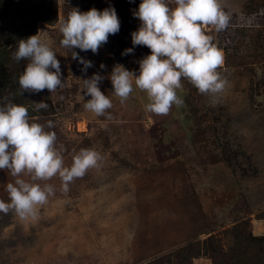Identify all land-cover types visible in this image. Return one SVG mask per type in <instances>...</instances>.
Returning a JSON list of instances; mask_svg holds the SVG:
<instances>
[{
    "label": "rangeland",
    "instance_id": "rangeland-1",
    "mask_svg": "<svg viewBox=\"0 0 264 264\" xmlns=\"http://www.w3.org/2000/svg\"><path fill=\"white\" fill-rule=\"evenodd\" d=\"M106 1L114 2L119 21L126 17L128 31L110 34L97 53L73 48L92 62L82 71L80 61L60 45V22L74 9L103 11ZM141 2L57 0V21L37 25L35 35L60 62L64 87L42 90L55 113L29 120L53 123L45 131L55 132L57 148L63 145L65 166L84 149L101 159L66 194L58 176L36 181L53 185L55 194L35 218L10 211L9 222L0 225V264H212L202 248L199 256H189L196 241L211 237L217 243L221 237L223 251L230 252L237 244L231 231L241 222L244 234L263 236L264 0H220L230 23L206 33L223 52L218 71L226 87L201 94L182 79L178 94L184 104L167 115L146 111V93L135 86L124 103L112 92L114 66L138 75L139 61L151 52L132 44L131 34L141 26L134 15ZM128 48L133 52L122 55ZM94 73L103 77L98 87L112 100L111 119L84 109L91 97L82 99V80ZM14 181L0 169V200L9 202L6 189ZM259 245L264 264V244Z\"/></svg>",
    "mask_w": 264,
    "mask_h": 264
},
{
    "label": "clouds",
    "instance_id": "clouds-1",
    "mask_svg": "<svg viewBox=\"0 0 264 264\" xmlns=\"http://www.w3.org/2000/svg\"><path fill=\"white\" fill-rule=\"evenodd\" d=\"M134 15L141 26L131 34L132 44L146 46L151 52L139 61L138 75L122 65L114 66L110 76L112 92L121 103L130 97L135 86L146 93V111L167 115L173 106L179 108L184 104L178 94L183 88L182 79L201 94L215 95L225 89L227 82L218 71L224 64L223 52L213 43V36L206 33L209 27L223 31L230 23L220 0H142ZM119 30L120 21L114 8L103 11L92 8L87 12L74 9L60 22V45L70 50L72 58L78 59L84 66L82 71H86L92 62L72 49L97 53L109 35ZM132 52L133 48H128L122 55ZM13 59L29 61L19 77L21 93L44 89L55 92L64 87L56 53L38 35L20 40ZM102 79L94 73L82 80V99L91 97L83 106L86 111L97 116L107 114L111 119L108 110L113 107L112 100L98 87ZM47 107L43 101L36 104L37 110ZM53 126L51 121L47 125L30 122L28 109L23 105L11 102L0 105V169L15 178L14 183L7 185L9 202L0 200V212L14 211L21 218H35L39 207L55 194L53 185L36 181L58 176L61 191L66 194L74 180L98 166L99 153L89 149L81 150L73 156L71 166H65L63 145L57 148L55 132L45 131V127ZM23 176L30 177V181Z\"/></svg>",
    "mask_w": 264,
    "mask_h": 264
},
{
    "label": "trees",
    "instance_id": "trees-1",
    "mask_svg": "<svg viewBox=\"0 0 264 264\" xmlns=\"http://www.w3.org/2000/svg\"><path fill=\"white\" fill-rule=\"evenodd\" d=\"M102 4H98L97 7ZM104 8H115V4L106 1ZM57 13V0H0V105L8 102L23 105L28 109L29 117L50 116L55 113L53 104L42 91H23L21 93L19 77L29 61L22 59L17 62L13 59V53L20 40H26L37 33L39 23L53 25L57 21ZM121 18L125 22L127 21L125 16L122 15ZM124 20L120 21L119 31L125 35L128 29L126 24H123ZM41 101L45 102L48 107L37 110L36 104ZM187 102H190V97H187ZM10 214V211L8 213L0 212V225L9 222ZM241 223L235 225L231 231L237 244L230 252L223 251L221 237L217 243H213L210 237L202 240V243L196 241V250L190 249L189 256H199V251L202 248L201 251L211 257L212 264H261L259 262L262 258L257 256V253L259 255L262 250L259 244H264V234L261 237H255L250 232L244 234L240 229ZM258 245L260 246L259 250H257ZM159 263L164 264L161 260ZM182 264H190V262Z\"/></svg>",
    "mask_w": 264,
    "mask_h": 264
},
{
    "label": "bare ground",
    "instance_id": "bare-ground-1",
    "mask_svg": "<svg viewBox=\"0 0 264 264\" xmlns=\"http://www.w3.org/2000/svg\"><path fill=\"white\" fill-rule=\"evenodd\" d=\"M262 226V225H261ZM261 231V230H260Z\"/></svg>",
    "mask_w": 264,
    "mask_h": 264
}]
</instances>
